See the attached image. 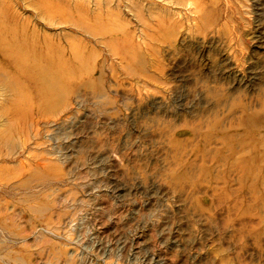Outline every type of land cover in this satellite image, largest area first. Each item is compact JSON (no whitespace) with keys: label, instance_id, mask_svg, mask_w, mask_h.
<instances>
[{"label":"rangeland","instance_id":"rangeland-1","mask_svg":"<svg viewBox=\"0 0 264 264\" xmlns=\"http://www.w3.org/2000/svg\"><path fill=\"white\" fill-rule=\"evenodd\" d=\"M0 32V264H264V0H0Z\"/></svg>","mask_w":264,"mask_h":264},{"label":"bare ground","instance_id":"bare-ground-1","mask_svg":"<svg viewBox=\"0 0 264 264\" xmlns=\"http://www.w3.org/2000/svg\"><path fill=\"white\" fill-rule=\"evenodd\" d=\"M5 30V29H4ZM7 31V30H6ZM5 32V31H4ZM7 33V32H6ZM9 35V32H8ZM15 39V36H4L1 32H0V53L6 55L10 61L12 63H14L16 66H20V61L18 59L19 56H24L26 50L28 51V49H22L20 48L19 50L17 49V51H15L13 48H9V46L13 45V40ZM11 45V46H12ZM31 51V50H30ZM20 54V55H19ZM28 76H30V73H27ZM40 82V81H39ZM41 84H43V86H47L46 82H40ZM259 127V126H258ZM260 128V127H259ZM248 171V170H247ZM263 175V174H262ZM246 177V176H245ZM262 179V177H261ZM263 180V179H262Z\"/></svg>","mask_w":264,"mask_h":264}]
</instances>
